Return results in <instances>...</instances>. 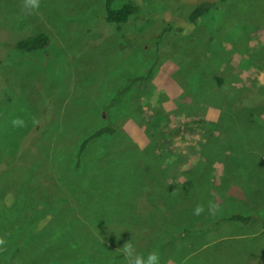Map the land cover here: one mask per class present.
<instances>
[{
  "label": "rangeland",
  "instance_id": "rangeland-1",
  "mask_svg": "<svg viewBox=\"0 0 264 264\" xmlns=\"http://www.w3.org/2000/svg\"><path fill=\"white\" fill-rule=\"evenodd\" d=\"M106 1L0 0V264H264V0Z\"/></svg>",
  "mask_w": 264,
  "mask_h": 264
},
{
  "label": "trees",
  "instance_id": "trees-1",
  "mask_svg": "<svg viewBox=\"0 0 264 264\" xmlns=\"http://www.w3.org/2000/svg\"><path fill=\"white\" fill-rule=\"evenodd\" d=\"M137 0H130L129 2L125 3L118 9H113L112 4L114 0H107L106 1V22L113 23V24H123L128 21V19L133 15H138L140 13L141 7L137 4ZM213 4L211 3H202L195 7L193 10L190 21L194 22L197 19L203 17L211 8ZM167 31H171L170 28H165L162 32V34L166 33ZM161 34V35H162ZM49 43L48 37L42 33H39L33 37H28L25 39H21L16 43L14 46V49L20 53V54H27L31 53L36 50H44ZM1 64V61H0ZM117 98V97H116ZM115 98V99H116ZM114 132V129L112 128H102L97 130L94 134L86 138L81 146H80V153L84 151L86 146L90 141L93 139H96L98 137H101L105 134H111ZM229 220H235L238 222L246 223L248 221L247 218L243 216H232Z\"/></svg>",
  "mask_w": 264,
  "mask_h": 264
},
{
  "label": "clouds",
  "instance_id": "clouds-1",
  "mask_svg": "<svg viewBox=\"0 0 264 264\" xmlns=\"http://www.w3.org/2000/svg\"><path fill=\"white\" fill-rule=\"evenodd\" d=\"M28 6L35 9L38 6V0H28ZM11 124L14 127H23L24 121L21 119H13ZM122 248L124 249L125 254L129 257L130 264H155L156 262V256L154 254H148L146 259H142L140 256L135 255L134 250L129 243H126Z\"/></svg>",
  "mask_w": 264,
  "mask_h": 264
}]
</instances>
